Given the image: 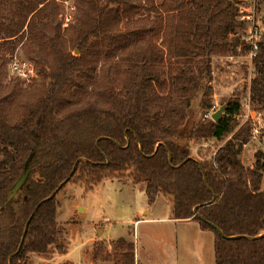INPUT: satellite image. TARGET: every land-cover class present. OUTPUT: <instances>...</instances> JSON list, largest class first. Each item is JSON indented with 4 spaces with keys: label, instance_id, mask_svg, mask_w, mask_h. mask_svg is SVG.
I'll return each instance as SVG.
<instances>
[{
    "label": "trees",
    "instance_id": "16d2710c",
    "mask_svg": "<svg viewBox=\"0 0 264 264\" xmlns=\"http://www.w3.org/2000/svg\"><path fill=\"white\" fill-rule=\"evenodd\" d=\"M46 1L35 4L29 25ZM141 1L79 0L82 13L66 29L70 50L54 12L41 49L46 55L35 56L40 81L31 98L21 92L8 100L0 83V264H28L29 253L57 244V195L69 181H85L89 190L127 172L135 184L145 183L150 202L160 194L172 198V218L213 231L216 264H264V156L258 154L256 167L239 159L252 129L246 122L236 130L239 99L225 101L219 121L205 116L214 105L213 59L240 44L228 38L243 27L238 7L232 0ZM149 7L159 12L150 29L119 30L122 20ZM118 50L127 52L116 68ZM253 62L250 99L264 117V44ZM113 70L123 75L124 93L112 86ZM207 138L226 140L210 160L194 157L182 143ZM30 155L29 176L12 195ZM114 249L120 251L115 264H134L132 242L118 239ZM104 255L97 246L95 260L110 259Z\"/></svg>",
    "mask_w": 264,
    "mask_h": 264
},
{
    "label": "rangeland",
    "instance_id": "374dc122",
    "mask_svg": "<svg viewBox=\"0 0 264 264\" xmlns=\"http://www.w3.org/2000/svg\"><path fill=\"white\" fill-rule=\"evenodd\" d=\"M39 1L0 0V83L2 90L9 94L8 100L17 97L21 92L31 98L34 84L40 81L35 56L38 52L46 55V50L41 49L46 44L47 34L53 31L48 24V20L53 19V13L58 12V17L53 22L55 25L61 24L63 40L70 50L69 32L66 29L76 24L84 8L78 6L79 0H47L49 3L41 15L29 25L31 10ZM162 1L155 0V4L161 6ZM135 2L138 3V0ZM141 3L149 6L146 0ZM259 11L264 16V1ZM158 14L159 12L150 10V7L140 9L122 20L118 28L122 31L150 29L152 20ZM147 37H150V32ZM228 38H239L240 44L236 52L214 57L211 100L219 109L225 101L239 99L241 111L233 117L239 123L236 130L246 122L253 128L254 120L248 119L246 106L250 104L252 109L259 108L253 106L250 99L255 64L248 55L249 50L244 47L243 27H238ZM125 52L127 51L116 52L113 59L116 68L122 63ZM73 53L78 54L79 51L74 50ZM14 63L19 67L21 63H27V68L25 71L22 67L16 69ZM103 63V59L97 63V75H100ZM197 63V60H193L190 65L195 67ZM29 68L34 69L35 75L26 78L22 73L28 72ZM113 71L112 86L117 92L124 93L123 75ZM166 76L165 73L161 74V78ZM201 117L202 110L197 109L195 121H199ZM250 132L248 141L241 148L239 159L246 167H256L258 154L264 156V139L261 136L253 137L252 129ZM225 141L207 138L185 140L182 143L190 148L194 157L210 160ZM129 174L127 172L123 178L105 177L89 190L85 181H69L57 195V220L60 228L58 242L50 246L47 253H29L28 264H115L120 253L114 249L115 241L121 238L132 242L135 247L138 246L141 264H216L213 231H198L190 224L176 226L173 221L163 220L136 224L145 209L153 211L152 217L172 216V198L159 195L154 202H150L145 184H135ZM99 245L105 248V255L110 256L109 260H104L105 257L95 260V249ZM134 264H138L136 255Z\"/></svg>",
    "mask_w": 264,
    "mask_h": 264
},
{
    "label": "built area",
    "instance_id": "2783aa9c",
    "mask_svg": "<svg viewBox=\"0 0 264 264\" xmlns=\"http://www.w3.org/2000/svg\"><path fill=\"white\" fill-rule=\"evenodd\" d=\"M264 0H239L236 3L238 7L237 20L242 24L244 29V41L248 45V55L253 61L257 56L261 46L264 44V16L259 14V7ZM14 68L20 67L27 68V63L13 64ZM22 73V72H21ZM26 78L33 77L34 69L29 68L28 72L22 73ZM247 117L254 120V126L252 128L253 137L261 136L264 129V117L263 114L252 109L250 104H247ZM218 109V106L214 104L209 110L206 111L205 116L212 118L214 112Z\"/></svg>",
    "mask_w": 264,
    "mask_h": 264
},
{
    "label": "water",
    "instance_id": "95a60500",
    "mask_svg": "<svg viewBox=\"0 0 264 264\" xmlns=\"http://www.w3.org/2000/svg\"><path fill=\"white\" fill-rule=\"evenodd\" d=\"M233 2H235V3H238L239 2V0H232ZM225 110H226V104H224V105H222L219 109H217L215 112H214V114L212 115V118L214 119V121H219L220 120V118L222 117V115L224 114V112H225ZM31 158H32V155H30V157L28 158V160H27V163H26V168H25V171H24V173L21 175V177L18 179V181L15 183V185L13 186V188L11 189V193H12V195H14L18 190H19V188L24 184V182L27 180V178H28V176H29V173H30V171H31V167H30V161H31ZM76 166H77V164L74 166V169L72 170V172H71V174H70V176L62 183V184H60L59 185V187H58V189H57V191L61 188V186L63 185V184H65L68 180H69V178L72 176V174L74 173V171L76 170ZM40 205V203L37 205V207ZM82 208L80 207V210H81ZM196 212H197V210H198V207H195V209H194ZM31 218H32V216L28 219V222H27V224H26V228H25V231L27 230V228H28V223H29V221L31 220ZM214 228H216L218 231H219V233L220 234H222L223 236H224V233L216 226V225H214V224H211ZM262 235H259V236H257V237H261ZM237 237H241V236H235V237H230V238H237Z\"/></svg>",
    "mask_w": 264,
    "mask_h": 264
},
{
    "label": "crops",
    "instance_id": "0c3cea01",
    "mask_svg": "<svg viewBox=\"0 0 264 264\" xmlns=\"http://www.w3.org/2000/svg\"><path fill=\"white\" fill-rule=\"evenodd\" d=\"M143 184H145V183H143ZM160 195H163V194H160ZM164 196H168V195H164ZM171 211H172V209H171ZM152 214H153L152 210L145 209L142 216L136 220V224H138V225L140 223H149L150 224L156 220H163V221H173L176 224V226L177 225H187V224L189 225L190 224V225L196 227V229H198V231L203 230L200 227V224L198 223V221L193 220V219H174V218H172V216H170V217H159L158 218V217H152ZM135 255H136V262L138 264H141L140 263V251H139L138 246L135 247Z\"/></svg>",
    "mask_w": 264,
    "mask_h": 264
}]
</instances>
